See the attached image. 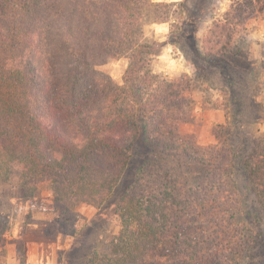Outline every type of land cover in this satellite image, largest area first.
I'll use <instances>...</instances> for the list:
<instances>
[{"label":"trees","instance_id":"trees-1","mask_svg":"<svg viewBox=\"0 0 264 264\" xmlns=\"http://www.w3.org/2000/svg\"><path fill=\"white\" fill-rule=\"evenodd\" d=\"M161 6L151 0H0V186L15 177L22 197L48 183L56 197L66 189L102 204L139 147V180L146 179L144 188L158 183V192L133 199L127 190L121 194V230L112 245L117 257L88 264H235L256 239L231 231L226 213L215 216L205 203L212 195L218 207L233 201L223 174L215 164L198 170L191 193L181 186L189 175L180 174L181 184L178 173L173 176L188 165L174 160L166 139L177 127L170 109L183 101V78L172 83L148 71L153 54L143 38L148 22H162L146 18ZM263 11L264 0L234 2L209 30L216 45L207 55L227 52L232 30ZM191 39L196 46L195 30ZM123 56L129 64L122 88L97 68ZM241 149L248 187L264 209V138ZM220 224L231 234L211 230ZM211 236L221 243H211Z\"/></svg>","mask_w":264,"mask_h":264},{"label":"rangeland","instance_id":"rangeland-1","mask_svg":"<svg viewBox=\"0 0 264 264\" xmlns=\"http://www.w3.org/2000/svg\"><path fill=\"white\" fill-rule=\"evenodd\" d=\"M151 1L163 6L157 8V15L148 13L146 17L162 22H148L143 28L144 42L153 54L148 57L147 69L167 82L183 78L180 81L183 101L180 108L170 109V120L175 119L177 127L166 133V139L170 140L167 141L173 148L170 155L174 160L188 165L184 164L173 176L178 173L181 184V175H189L188 183L181 185L182 193L194 191L198 181L195 173L215 164L214 169L227 181L226 190H232L235 197L229 205L221 207L209 200L214 195L205 197V203L212 205L215 216L226 213L225 221L234 226L231 231L249 235V242L256 239L235 264H264V209L249 189L240 162L243 143L264 138V11L236 26L227 52L211 57L207 52L216 45V39L207 43L212 42L208 32L237 0ZM193 30L196 46L191 39ZM220 32L221 29L215 30ZM128 64L123 56L99 66L97 71L123 88ZM237 150L238 156L233 158ZM141 158L138 147L130 165L116 180L114 190L104 195L106 201L102 204L86 203L83 195L75 197L72 190L66 189L57 191L67 192L65 198L58 193L56 197L48 183L39 185L29 197H22L15 177V184L1 185L0 264H88L92 258L99 263L116 258L112 245L121 230L118 198L126 190V197L133 199L141 192L148 195L158 188V183L144 188L146 179L139 180L137 164ZM204 182L213 186L211 181ZM101 192H105L103 188ZM225 226L214 225L211 230L231 234ZM211 238V243H221L215 236ZM206 247L209 248L207 244Z\"/></svg>","mask_w":264,"mask_h":264}]
</instances>
